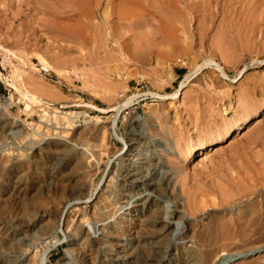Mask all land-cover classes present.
<instances>
[{"label": "rangeland", "instance_id": "obj_1", "mask_svg": "<svg viewBox=\"0 0 264 264\" xmlns=\"http://www.w3.org/2000/svg\"><path fill=\"white\" fill-rule=\"evenodd\" d=\"M0 48V264H264V0H0Z\"/></svg>", "mask_w": 264, "mask_h": 264}, {"label": "bare ground", "instance_id": "obj_2", "mask_svg": "<svg viewBox=\"0 0 264 264\" xmlns=\"http://www.w3.org/2000/svg\"><path fill=\"white\" fill-rule=\"evenodd\" d=\"M188 1V0H187ZM184 2V1H183ZM190 3V2H189ZM185 7V6H184ZM211 8V7H210ZM189 9V8H188ZM163 12V11H162ZM160 13V12H159ZM173 13V12H172ZM198 14V13H197ZM110 23V22H109ZM112 31V30H111ZM131 31V30H130ZM112 35V34H111ZM111 38V37H110ZM114 39V38H113ZM108 44V43H107ZM119 45H120V43H119ZM0 49H3L4 50V52L6 51V54L8 55V54H10L11 56H14V57H16V58H18L12 51H10V50H7V49H4V48H0ZM217 68L221 71V72H223L224 73V71L222 70V68L219 66V65H217ZM200 69V68H199ZM196 70V69H195ZM198 72V71H197ZM61 73V72H60ZM195 73H196V71H195ZM194 73V74H195ZM193 76V75H192ZM190 77H191V75L189 74L187 77H186V80L185 81H183L182 83H181V86H180V89H179V91L176 93V95H175V98L176 97H178V95L180 94V91L185 87V86H187V82L188 81H191V80H189L190 79ZM192 79V78H191ZM0 80H2V81H4V82H9V78L6 76V75H4L2 72H0ZM18 89V88H17ZM23 97H26V99L27 100H29V101H31V102H33V103H38V104H41V103H43L42 102V100L41 99H39L37 96H35V95H31V94H29V93H23ZM159 97H161V96H159ZM165 97V96H164ZM133 99L134 98H132V99H130L128 102H126L125 104H123V105H121V106H119V108L118 109H112L111 111H118V112H120L122 109H124V108H127V107H129L130 106V104L132 103V101H133ZM4 102H6V100H3ZM36 105V104H35ZM3 109H5L6 110V105L3 107ZM20 124V123H19ZM26 124L24 123V126H25ZM229 132L227 131V133H226V135L228 134ZM136 144V143H135ZM130 148V147H129ZM81 151L80 152H82V154L83 155H86V156H88V157H93V154L92 153H94L93 152V149L92 148H90V146L89 145H87V144H83V146L81 147V149H80ZM91 161V160H90ZM89 164V163H88ZM155 166V165H154ZM95 167H97V165L96 164H94V162L91 164V167H90V169L91 168H95ZM132 168H133V166H132ZM152 168V167H151ZM86 169H89L88 167L86 168ZM85 169V170H86ZM157 169V168H156ZM82 170V169H81ZM83 174V173H82ZM128 174V175H127ZM126 175L128 176V178H129V180L131 181V183H133V184H138V183H140V182H143V183H148V185H146V186H149V188H150V193H149V195L147 196V199H146V201H144L142 204H137V205H135L133 208H139V207H147V206H150V205H154V206H157V207H159L158 206V204L156 203V199H157V197H162L163 195H161L160 193H158V190L156 189V187H154L152 184H151V182H150V179H149V175H150V167L148 166V163H146V162H136V166H135V168H133V169H130L129 171H128V173H127ZM85 175V174H84ZM125 176V175H124ZM86 185V184H85ZM159 195V196H158ZM140 199V198H139ZM137 201V200H136ZM141 201V200H140ZM139 201V202H140ZM142 201H143V199H142ZM160 203V202H159ZM60 208V207H59ZM63 208V207H62ZM141 209V208H140ZM153 209V208H152ZM61 211V210H60ZM156 211V210H155ZM141 212V211H140ZM151 212V211H150ZM155 214V213H154ZM114 216V215H113ZM151 217V216H150ZM149 217V218H150ZM114 218V217H113ZM155 217H153V219H154ZM159 219V218H158ZM158 219H156V223H159L158 222ZM152 220V219H151ZM176 220V219H175ZM148 222H150V221H148ZM29 223V222H28ZM153 222H151L150 224H152ZM179 223V222H178ZM176 224V223H175ZM153 226V225H152ZM174 226V223L172 222V220H171V223H167V226L166 227H164V228H166L165 230L164 229H161L160 231H159V233L162 235V234H165V233H167V232H169L170 231V228H172ZM164 232V233H163ZM49 233V232H48ZM152 233V232H151ZM154 233V232H153ZM134 234V233H133ZM44 235V234H43ZM23 239V238H22ZM21 239V240H22ZM121 244V243H120ZM221 244V243H220ZM120 248H122V246H119V249ZM203 248V247H202ZM237 249V248H236ZM227 252V253H226ZM229 252H233V249L232 250H230V249H220V250H218L217 251V253L214 255V257L212 258V262H214L218 257H220V255L221 256H226L227 254H229ZM124 253V252H123ZM223 253V254H222ZM129 256H125L124 254L122 255V259H127ZM45 259H46V257H45ZM45 259H44V261L43 262H45ZM197 260V259H196ZM194 261V260H193ZM228 260H223L222 262H221V264H224L225 262H227ZM28 264H32L31 262H29ZM45 264V263H44Z\"/></svg>", "mask_w": 264, "mask_h": 264}]
</instances>
